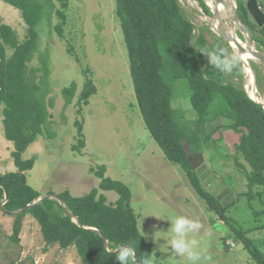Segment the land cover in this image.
<instances>
[{"label": "rangeland", "instance_id": "obj_1", "mask_svg": "<svg viewBox=\"0 0 264 264\" xmlns=\"http://www.w3.org/2000/svg\"><path fill=\"white\" fill-rule=\"evenodd\" d=\"M51 1L53 7L46 5L47 15L37 26V48L28 63L29 70L37 69L33 73L34 81L41 85L47 117L41 133L21 154L24 160L34 162L25 171L27 183L43 196L63 190L82 196L97 188L108 202H113L119 194L99 188L101 178L97 172L101 171L104 177L122 181L129 187L138 229L151 244V260L193 264L187 254H177L171 247V241L176 238L173 222L177 217H185L200 224L199 229L185 235L191 250L200 256L195 264H257L243 243L234 239L229 225L207 208L186 172L165 157L146 128L135 97L115 0ZM241 1L246 5L247 0ZM178 2L184 16L194 25L193 37L202 35L208 43L215 42L219 47L213 46L216 53L231 63L234 50L231 43L212 29V8L206 4L208 13L198 0ZM230 2L237 8L236 0ZM258 3L264 11V0ZM57 10L64 13L63 21ZM236 16L239 19L238 11ZM0 17L11 26L18 40L23 41L27 26L19 9L0 0ZM222 19L232 26L238 39L248 40L247 33L232 18ZM254 47L264 52L256 43ZM253 58L249 60L254 75L253 89L241 60L233 64L231 72L219 69L214 77L222 83L243 86L264 98V65ZM88 80L96 91L85 102L80 95ZM72 82L75 88L67 104L64 90ZM169 82L177 123L192 126L195 114L186 79L180 77ZM2 120L0 107V174L17 170L15 147L5 136ZM76 122L81 124V134ZM224 132L222 143L205 145L198 177L226 208L225 214L232 223L246 230L264 252V229L252 231L259 222L264 223V218L256 219L252 211L259 209L260 203L257 199L247 200L244 173L226 156L233 151L237 135ZM12 222V214L0 211V264H80L74 247L45 246L39 226L30 215L23 219L20 244H14L9 239Z\"/></svg>", "mask_w": 264, "mask_h": 264}, {"label": "trees", "instance_id": "obj_2", "mask_svg": "<svg viewBox=\"0 0 264 264\" xmlns=\"http://www.w3.org/2000/svg\"><path fill=\"white\" fill-rule=\"evenodd\" d=\"M4 1L19 9L27 26L24 40L19 41L11 26L0 17V107L5 136L15 147L13 157L17 166L16 171L0 174V211L3 207L15 212L10 241L20 244L23 219L30 215L39 226L45 246L74 247L80 264H119L115 250L122 245L133 249L132 264H163L150 258L151 244L138 229L130 204L131 191L122 181L97 172L101 178L99 188L119 194L113 202H108L97 188L82 196L63 190L56 194L62 203L49 197L54 195L51 192L37 201L43 195L27 183L25 174L32 168L33 159L24 160L21 154L41 133L47 111L41 85L34 81L33 73L37 69L29 70L28 63L37 48V26L47 15L46 5L53 7V3L51 0ZM198 1L209 13L207 3ZM236 2L240 21L264 50V25L256 24L241 0ZM115 3L135 97L146 128L165 157L186 172L207 208L229 225L234 239L243 243L257 264H264V252L259 244L246 230L232 223L225 214L226 208L204 187L191 166V157L203 153L207 143L215 146L222 143L224 130L236 134L233 151L226 156L244 173L247 200L257 199L260 203L259 209L252 210L255 218H264L263 106L250 98L243 86L222 83L214 77L219 69L205 55V50L216 53L213 46L217 45L208 43L202 35L193 37L194 25L184 16L178 0H115ZM56 12L63 21L64 13ZM56 29L61 28L57 25ZM180 77L186 79L190 91L189 101L195 114L192 126L178 124L172 106L169 80ZM74 88L72 82L64 90L67 104ZM95 91L88 80L80 98L87 102ZM76 125L81 134V124L76 122ZM79 145H83L82 140ZM258 229H264V223L259 222L252 231Z\"/></svg>", "mask_w": 264, "mask_h": 264}, {"label": "water", "instance_id": "obj_3", "mask_svg": "<svg viewBox=\"0 0 264 264\" xmlns=\"http://www.w3.org/2000/svg\"><path fill=\"white\" fill-rule=\"evenodd\" d=\"M214 1H215V8L212 9V13H213L212 29L218 35H220L221 37L226 39L229 43H231L232 49L234 51L238 52L239 55H240V53H242V54H247V55L253 56V57L257 58L260 62H262V64L264 65V52L257 50L254 47L255 42L253 40L252 35L247 31V28L245 26H243V24L240 22V20L236 16L237 8L232 3L231 6L233 7V10L231 11V18L234 21V23L237 25V27H239V29L243 33H247L248 40L246 42H244L245 45L241 44V42H243V41L238 39L236 37V35L230 33V31L227 32V31H225V29H223L222 23H225L226 25H227V23H226V21H224L222 19V14H221L222 0H214ZM246 8H247L249 14L251 15V17L253 18V20L256 22V24L260 27L263 26L264 25V11L259 6L258 0H247ZM241 61H242V59H241ZM242 63H243V65H248L244 60L242 61ZM247 94H248V92H247ZM250 98H252L254 101L260 103L264 108V102L263 101L256 100L253 97H250ZM203 162H204L203 153L199 152V153L195 154L191 158L192 169L198 171L199 166ZM45 196H47V195H44V196L38 198L37 201H40ZM49 197L55 198L62 203V200L58 195H52V196L50 195ZM37 201H35V202H37ZM3 204H4V202H2V205ZM1 208H2L1 211L5 212L7 214H14L15 213V212L6 211L3 209V207H1ZM117 250L118 249H116L115 251H117Z\"/></svg>", "mask_w": 264, "mask_h": 264}, {"label": "clouds", "instance_id": "obj_4", "mask_svg": "<svg viewBox=\"0 0 264 264\" xmlns=\"http://www.w3.org/2000/svg\"><path fill=\"white\" fill-rule=\"evenodd\" d=\"M205 55L208 56L216 68L223 69L228 72L232 71L233 64H239L241 60L239 53L236 51H233L231 63L226 60L222 54L218 55L215 52L209 53L205 50ZM199 227V223L191 221L185 217H177L172 225V231L176 234V238L171 241V247L177 254H187L188 259L192 261L193 264L200 260V256L191 250V245L188 241H186L185 235L189 231L199 229ZM191 243L194 244L195 241H192ZM117 251V260L119 261V264H132V261L134 260L133 249L122 245Z\"/></svg>", "mask_w": 264, "mask_h": 264}, {"label": "bare ground", "instance_id": "obj_5", "mask_svg": "<svg viewBox=\"0 0 264 264\" xmlns=\"http://www.w3.org/2000/svg\"><path fill=\"white\" fill-rule=\"evenodd\" d=\"M211 4H213V6L211 4H209V7H211L212 9H214L215 7V1L214 0H208ZM232 2H230V0H222V5H221V14H222V18H229V20H231V11L233 10V7L231 6ZM227 25L225 23H222V27L223 29H225V31L232 33V26L229 25L228 22H226ZM242 45H245L244 42H241ZM240 57L242 59V61L244 60L248 65H244L245 71L247 74H249L250 79H249V85L250 87L253 89L254 88V75L252 70L250 69L249 66V60L250 59H254L252 56L247 55V54H242L240 53ZM248 94L250 95V97H253L256 100H260L264 102V98H261L259 96H256L253 91H249L247 90Z\"/></svg>", "mask_w": 264, "mask_h": 264}]
</instances>
